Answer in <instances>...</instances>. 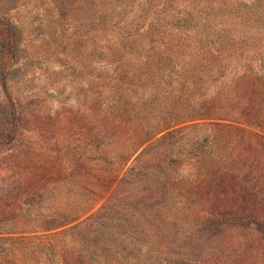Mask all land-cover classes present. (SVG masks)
I'll list each match as a JSON object with an SVG mask.
<instances>
[{
	"label": "rangeland",
	"instance_id": "374dc122",
	"mask_svg": "<svg viewBox=\"0 0 264 264\" xmlns=\"http://www.w3.org/2000/svg\"><path fill=\"white\" fill-rule=\"evenodd\" d=\"M0 264H264V0H0Z\"/></svg>",
	"mask_w": 264,
	"mask_h": 264
}]
</instances>
